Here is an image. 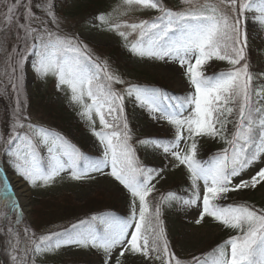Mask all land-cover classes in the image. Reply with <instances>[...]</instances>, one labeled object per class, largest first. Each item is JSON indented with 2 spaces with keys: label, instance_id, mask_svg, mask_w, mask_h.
Returning a JSON list of instances; mask_svg holds the SVG:
<instances>
[{
  "label": "snow or ice",
  "instance_id": "1",
  "mask_svg": "<svg viewBox=\"0 0 264 264\" xmlns=\"http://www.w3.org/2000/svg\"><path fill=\"white\" fill-rule=\"evenodd\" d=\"M124 2L160 13L151 22L116 24L113 30L126 41L129 35L138 37L130 45V51L136 55L170 60L183 70L193 91L185 96L179 109L188 114L184 115L179 109L165 111L161 107L164 97L155 90L130 86L125 94H120L112 84L124 82L108 73L106 66L102 68L96 64L98 71L104 72L106 81L100 82L99 76L87 70L85 61L91 57L75 38L31 26L34 16L25 0L22 6L27 11L26 22L18 27L25 33V46L38 50L36 71L42 77L54 76L60 86H67L71 100L83 108L81 114L103 145V158L89 160L84 168L80 163L83 154L74 145L59 134L53 135L45 128L23 122H17L10 137H0L8 145L4 151L14 158L18 174L33 187L40 186L38 182L48 186L65 171H70L71 179L76 181L94 172L110 175L130 194L135 221L129 225L109 217L94 216L93 221L105 225L102 236L91 229L86 233L69 234L68 238H57L55 233L42 237L33 234L29 241L31 247L25 248L28 264H32V255L55 253L72 245L101 252L104 264H125L126 254L144 257L149 264L153 259L160 264H182L170 248L160 219V205L177 201V196L168 193L161 197L160 205L154 209L150 205L148 198L156 189L152 181L157 177L163 179L162 170L141 166L129 144L130 130L122 116L125 95L134 97L140 107L153 114V119L159 118L173 127L174 136L167 143L151 138L140 143L161 149L175 166L186 168L192 195L178 202L185 207L201 208L195 223L200 224L205 217H210L237 232L223 247L207 256L194 257L192 264H264V210L247 204L216 203L227 199L230 192L264 186V88H253V76L247 63H242L246 61L248 45L245 14L252 12L264 26V0H181L186 6L181 11L164 7L162 0ZM15 7L13 5L9 12H14ZM47 14L55 17L54 5L49 4ZM100 19L109 23L107 17ZM121 28L130 29V32L121 31ZM172 33L179 36L174 38ZM212 60L227 61L233 66L232 70L206 76L204 66ZM19 66L23 67V56ZM86 98L89 103H85ZM93 114L98 118L99 131L95 130ZM230 124L232 131L229 133ZM197 137L222 140L228 147L205 165L197 159ZM181 141H184L186 152ZM41 145L50 154V169L41 166L38 155ZM105 168L110 171L105 172ZM250 170H254L253 174L245 179ZM2 186L10 190L6 181ZM129 227L132 232L128 231ZM14 251H18V247ZM12 259L16 264H23L18 255H13Z\"/></svg>",
  "mask_w": 264,
  "mask_h": 264
},
{
  "label": "rangeland",
  "instance_id": "2",
  "mask_svg": "<svg viewBox=\"0 0 264 264\" xmlns=\"http://www.w3.org/2000/svg\"><path fill=\"white\" fill-rule=\"evenodd\" d=\"M95 1L104 3L102 12L89 18L83 16L81 13L83 6ZM24 2L25 0H0V137H10L17 122H23L26 125L31 124L45 128L53 135L64 136L66 141L74 145L79 151H85L89 155L102 159L103 145L93 135L92 126L81 114L83 108L71 100V93L67 86H60L58 79L54 76L42 77L36 71L38 50L25 46L23 39L25 33L18 27L20 23L26 22L27 11L22 6ZM162 2L164 7L172 10L181 11L186 7L181 0H162ZM49 4L54 5V18H60L61 24L66 26L63 31L48 26L43 27L39 24L36 18L38 11L39 9L48 11ZM13 5L16 6L15 11L9 12ZM28 8L34 16V19L30 21L32 27L47 28L62 37L75 38L78 44L87 49V54L91 58L85 61V65L90 74L101 78L95 65L99 64L103 68L105 63L106 71L124 82L123 84L112 85L114 88H119L120 94H125V90L130 86L141 87L138 83L142 81L156 80L163 82L174 91L183 92L187 95L193 91L183 74V70L178 65L170 60L165 62L164 60L148 59L136 55L130 51V45L138 37L135 34L129 35L126 41L116 30H113L116 24L139 23L144 20L151 22L156 20L160 13L153 10H143L139 6H129L125 4L124 0H28ZM10 16L12 17L11 20H9ZM101 16L107 17L109 23L105 24L100 19ZM244 26L248 43L254 45L257 43L258 47H262L261 51L264 57V26L258 23L257 16L252 12L245 14ZM120 30L130 32V29L126 28ZM31 42L29 40V43ZM114 52H117V57L113 56L114 59L110 61L109 54ZM22 56L23 67L21 68L19 65ZM122 60L129 63V67L119 71L120 69L117 67L119 64L121 65ZM232 67L227 61L212 60L204 66L203 70L206 76H211V72L215 70L225 73V71H229L227 69H232ZM253 69L254 66L249 69L253 76L252 86L256 90H260L264 88V72ZM170 101L169 97L165 96L161 107L167 112H177L176 107H179L181 102L173 104ZM85 103H89L87 98ZM124 103H127L131 112L129 115L130 124L128 123L129 130L144 137L137 139L135 136H131L129 141L140 165L150 170H162L163 179L157 177V180L152 181L156 185V189L148 198L150 205L154 209L160 205L161 197L168 193H174L177 196V201L160 205L162 213L160 219L163 222L171 250L181 259L182 264H192L193 258L200 257V254L211 241L219 239L218 248L223 247L226 241L236 235L237 232L210 217H205L200 224L195 223L201 208L199 206L185 207L178 202L181 199H188L192 195L191 180L186 168L175 166V162L170 161L168 155L163 153L161 149L144 146L140 143L141 140L149 138L167 143L174 136L173 127L159 118L153 119V114L146 108L140 107L134 97L125 95ZM179 111L183 112L184 115L188 114L183 109H179ZM93 119L96 120L95 130H101L95 114H93ZM231 131L230 129L229 133ZM161 136L166 137V139H162ZM196 139L198 141L197 151L209 146L220 154L223 149L228 147L222 140L207 137H197ZM7 147L8 145L0 139L1 169L4 168L3 173L0 169V222L9 213L13 203L12 199L16 201V206L12 215H9V219L18 222L20 217H23L32 223L34 221L33 213L43 199L69 197L75 205H85L92 198L103 197L105 200L116 203L118 208L127 212L129 217L127 224L135 223L132 218L133 209L130 194L110 175L94 172L76 181L71 179L70 171H65L56 177L50 185L43 186L38 182L40 186L33 187L18 174L14 158L10 153L4 151ZM181 147L185 152L187 151L184 141H181ZM38 155L43 168L46 169L44 166L46 162L48 167H51L52 161L46 147L41 145L38 149ZM104 171L109 172L110 169L105 168ZM253 171L250 170L245 179L251 176ZM1 174L12 182L27 187L29 195L26 207L20 204L15 189L9 190V196L3 193L5 187L2 186L4 180ZM233 183L236 181L234 180ZM234 199L252 201L256 209L264 210V186H259L255 190L243 189L238 192H230L227 194V199H220L216 202ZM104 227L105 225L99 221L89 219L80 223L79 233H86L91 229L97 235L102 236ZM128 231L132 232L133 229L129 227ZM38 233L35 237L51 234L46 230ZM17 238L18 235L15 237L16 241ZM30 238L23 242L27 244L28 248L31 247ZM19 243L21 242L17 241L15 249L18 247V251H14V255L19 257L22 255L28 259L25 248L23 246L20 248ZM118 251L119 249H117V253ZM73 260L104 264V256L101 252L92 248H79L75 245L62 247L55 253L32 255V264H69ZM125 264H149V261L144 257L126 254ZM150 264H160V262L153 259Z\"/></svg>",
  "mask_w": 264,
  "mask_h": 264
},
{
  "label": "trees",
  "instance_id": "3",
  "mask_svg": "<svg viewBox=\"0 0 264 264\" xmlns=\"http://www.w3.org/2000/svg\"><path fill=\"white\" fill-rule=\"evenodd\" d=\"M104 7V3L102 1H95L90 4L83 6L81 13L83 16L89 18L92 16H96L102 12ZM172 10V9H171ZM177 11V10H173ZM47 10L39 9L37 14V20L39 24L43 27H50L52 29H56L59 31H63L66 26L61 24L62 20L60 18L55 19L54 17H50L47 14ZM61 21V22H60ZM173 36L179 35L178 33H172ZM249 42V41H248ZM262 48V47H261ZM261 48L258 47V44L255 45L252 43H248L247 48L245 50L246 61L242 63H247L249 69L254 66V71H263L264 72V57ZM117 52H114L110 55V61L114 59L113 56H116ZM117 57V56H116ZM105 67V63L103 68ZM129 67V63H125L123 60L121 61V65H118L119 71H123ZM232 70V69H227ZM100 72V71H99ZM222 71L215 70L211 72V76H218ZM228 72V71H225ZM101 78L100 82H106L104 80V72H100ZM115 83L112 85L114 86ZM139 86L143 88H147L150 90H155L158 93L162 94L163 97L167 96L174 103L181 104L184 102L186 93L177 92L173 89L169 88L166 84L161 81H151V82H140ZM117 92L119 88H114ZM130 109L127 103H124L122 116L126 118L127 123L130 124ZM135 126V125H134ZM232 130V125H229V130ZM131 136H135L137 139L144 138L143 136H139L134 134L133 131H130ZM64 138V136H61ZM162 139H166V137L161 136ZM65 139V138H64ZM67 140V139H65ZM83 154V159L80 162L82 167L86 168L89 160H98L101 159L94 155H89L85 151H79ZM219 153L212 147H204L197 151V159L200 160L203 164L207 165L209 162L213 160L215 156ZM11 157V156H10ZM2 164V158L0 155V165ZM46 169H50L48 163H44ZM103 196V195H102ZM220 205H241L247 204L250 206H254V202L248 201L245 199H234V200H226L222 202H216ZM15 203L13 202L10 207V211L3 221L0 222V264H16V261L12 259L14 255V249L17 244V241H20L18 245L27 247V244L23 243L26 239L32 237L34 234L37 236L39 231H48L49 233L57 234V238H68L69 234L77 235L79 234V225L85 220H92V217H109L118 221L120 223H127L129 220L128 214L125 211H122L118 208L117 204L110 201L105 200L103 197H95L90 199L85 205H75L71 198L64 197L60 198H52V199H43L39 202V207L35 209L34 222L31 225L28 221H26L23 217L18 220V222H14L12 219H9V215H12L14 210ZM27 229V231H25ZM17 241L15 237H17ZM219 239H215L210 242V244L203 250L200 254V257H204L212 253L214 250L218 249ZM25 250V249H24ZM20 252V251H19ZM23 264H28L27 257L24 258L22 256ZM69 264H93L92 261H81V260H73Z\"/></svg>",
  "mask_w": 264,
  "mask_h": 264
},
{
  "label": "bare ground",
  "instance_id": "4",
  "mask_svg": "<svg viewBox=\"0 0 264 264\" xmlns=\"http://www.w3.org/2000/svg\"><path fill=\"white\" fill-rule=\"evenodd\" d=\"M12 183H13V188L16 190V195L20 204L23 207H26L28 205V195H29L27 187L23 184H18L16 182H12Z\"/></svg>",
  "mask_w": 264,
  "mask_h": 264
}]
</instances>
